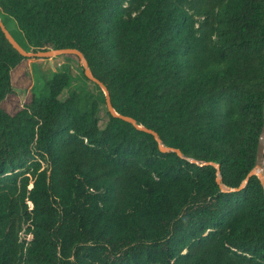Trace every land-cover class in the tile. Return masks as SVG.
I'll return each mask as SVG.
<instances>
[{
	"label": "trees",
	"instance_id": "trees-1",
	"mask_svg": "<svg viewBox=\"0 0 264 264\" xmlns=\"http://www.w3.org/2000/svg\"><path fill=\"white\" fill-rule=\"evenodd\" d=\"M0 18L26 52L80 51L116 115L160 140L68 66L9 112L25 58L0 29V264H264L263 188L242 185L264 0H0Z\"/></svg>",
	"mask_w": 264,
	"mask_h": 264
},
{
	"label": "rangeland",
	"instance_id": "rangeland-1",
	"mask_svg": "<svg viewBox=\"0 0 264 264\" xmlns=\"http://www.w3.org/2000/svg\"><path fill=\"white\" fill-rule=\"evenodd\" d=\"M7 26L10 30L17 29L13 20L8 21ZM63 66H68L74 75L83 70L79 59L68 62L61 56L46 59L25 58L21 64L11 72L12 86L16 91V95L4 105L5 108L9 112H12L21 107L26 96L29 94L30 89L35 84H42L52 75L54 71H59ZM90 87L92 86L90 85ZM100 116V124H104L105 117L103 111ZM20 238L30 240L31 236L24 235V233H22Z\"/></svg>",
	"mask_w": 264,
	"mask_h": 264
},
{
	"label": "water",
	"instance_id": "water-1",
	"mask_svg": "<svg viewBox=\"0 0 264 264\" xmlns=\"http://www.w3.org/2000/svg\"><path fill=\"white\" fill-rule=\"evenodd\" d=\"M0 29L4 35V37L6 38V40L9 42V44L24 58H38V59H46V58H51V57H59L62 55H73L76 56L79 61L81 62V66L83 68L84 71V75L91 80L92 82H94L95 84L98 85V87L103 91L104 95H105V101H106V108L107 111L116 117L121 118L122 120L130 123L131 125H133L135 128L143 130L147 133H149L150 135L153 136V138L155 139V141L159 144L160 140L157 137V134L150 131V130H146L138 125H136L135 121L131 118L128 117H122V116H118L116 115V113L114 112V110L112 109L111 106V102H110V98H109V94L106 90V88L102 85V83H100L99 81H97L96 79H94L92 77V74L90 73L88 67H87V63L82 55V53L78 50H74V49H69V50H44V51H37V52H26L25 50H23L19 44L13 39V37L10 35V33L8 32V30L6 29V27L2 24V22L0 21ZM261 139L260 142L258 144L257 147V162L255 165V168L248 174V177L246 178V180L243 182L242 185H244L248 178L250 176H256L260 182V185L263 188V192H264V162H263V154H264V126L262 128V134H261ZM159 149L161 151H171L176 153L178 156H181L180 151L178 150H170V149H166L164 148L162 145H159ZM207 165H213L217 171H219V166L218 165H214V164H207Z\"/></svg>",
	"mask_w": 264,
	"mask_h": 264
}]
</instances>
